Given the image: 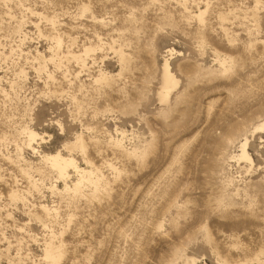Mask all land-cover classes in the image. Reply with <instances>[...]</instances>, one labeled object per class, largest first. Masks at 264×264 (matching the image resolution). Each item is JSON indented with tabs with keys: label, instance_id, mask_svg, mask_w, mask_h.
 I'll list each match as a JSON object with an SVG mask.
<instances>
[{
	"label": "rangeland",
	"instance_id": "1",
	"mask_svg": "<svg viewBox=\"0 0 264 264\" xmlns=\"http://www.w3.org/2000/svg\"><path fill=\"white\" fill-rule=\"evenodd\" d=\"M0 264H264V0H0Z\"/></svg>",
	"mask_w": 264,
	"mask_h": 264
},
{
	"label": "bare ground",
	"instance_id": "2",
	"mask_svg": "<svg viewBox=\"0 0 264 264\" xmlns=\"http://www.w3.org/2000/svg\"><path fill=\"white\" fill-rule=\"evenodd\" d=\"M37 138V134L34 132L28 133V147L30 149H33L32 146ZM45 162L49 164L50 168L56 172L58 178L60 180L67 181L70 178L71 172L77 176L76 183L73 184L74 187H76L78 184H81V182L84 180L86 176H89L90 174H87V172L81 168H79L72 159L64 158L59 152H56L52 155H47L45 158ZM68 183V182H67ZM67 183L65 184V188L67 187Z\"/></svg>",
	"mask_w": 264,
	"mask_h": 264
}]
</instances>
